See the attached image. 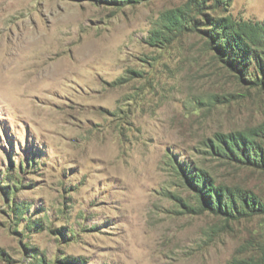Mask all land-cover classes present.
<instances>
[{"label": "rangeland", "instance_id": "1", "mask_svg": "<svg viewBox=\"0 0 264 264\" xmlns=\"http://www.w3.org/2000/svg\"><path fill=\"white\" fill-rule=\"evenodd\" d=\"M0 47V264H264V0H0Z\"/></svg>", "mask_w": 264, "mask_h": 264}, {"label": "bare ground", "instance_id": "2", "mask_svg": "<svg viewBox=\"0 0 264 264\" xmlns=\"http://www.w3.org/2000/svg\"><path fill=\"white\" fill-rule=\"evenodd\" d=\"M23 52H24V50L21 53L22 55H18L17 57H16V54H14V58H12V56H11L12 51H10L9 49L0 47V80L3 81L4 77H7V78L10 79V76L12 74H16V78L17 79L20 78L19 69L17 67H15V69L14 68H10V65L13 63V61H15V63H16V59H17V61L19 63H27L28 58H26L23 55ZM53 76L57 77L59 75L55 73V75H53ZM5 85H9V84H5ZM18 91H20V90H18Z\"/></svg>", "mask_w": 264, "mask_h": 264}]
</instances>
